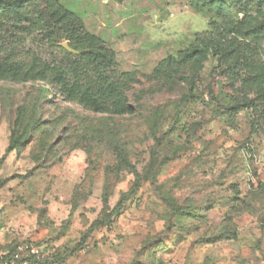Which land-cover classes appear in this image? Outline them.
<instances>
[{"label":"rangeland","instance_id":"rangeland-1","mask_svg":"<svg viewBox=\"0 0 264 264\" xmlns=\"http://www.w3.org/2000/svg\"><path fill=\"white\" fill-rule=\"evenodd\" d=\"M58 1L134 77L113 111L0 76V264H264L263 108L225 68L257 0ZM18 12L0 7V61H66Z\"/></svg>","mask_w":264,"mask_h":264},{"label":"trees","instance_id":"trees-1","mask_svg":"<svg viewBox=\"0 0 264 264\" xmlns=\"http://www.w3.org/2000/svg\"><path fill=\"white\" fill-rule=\"evenodd\" d=\"M20 0H0L1 8L20 9L17 27L26 33H40L50 44L68 41L78 51L72 54L62 47L66 61L48 62L32 56L28 60H1L0 76L21 80H39L41 89L54 88L66 99L76 100L95 110L119 111L125 104L124 88L133 80L134 73L125 71L111 78L107 70L115 64V53L105 41L88 32L83 21L71 7L58 0H35L30 8L21 6ZM264 0H257L253 10L249 4L241 8L242 18L228 25L232 37L228 42L225 62L227 74L241 86L253 92L263 108L264 124ZM198 7L197 1H193ZM220 8V0H216ZM254 11V12H253ZM24 23V24H23ZM200 50L185 51L180 57L183 63L192 60ZM176 59H163L159 66L175 64ZM1 183V179H0ZM6 256L2 254L0 258Z\"/></svg>","mask_w":264,"mask_h":264},{"label":"built area","instance_id":"built-area-1","mask_svg":"<svg viewBox=\"0 0 264 264\" xmlns=\"http://www.w3.org/2000/svg\"><path fill=\"white\" fill-rule=\"evenodd\" d=\"M18 250L19 252L14 253L13 258L5 262L4 264H29L31 257L41 258L40 251L35 247L19 246ZM20 252L25 253V256H22Z\"/></svg>","mask_w":264,"mask_h":264},{"label":"water","instance_id":"water-1","mask_svg":"<svg viewBox=\"0 0 264 264\" xmlns=\"http://www.w3.org/2000/svg\"><path fill=\"white\" fill-rule=\"evenodd\" d=\"M63 49H65L66 51L72 53V54H78L79 52L72 49L69 44H68V41H63L59 44Z\"/></svg>","mask_w":264,"mask_h":264}]
</instances>
